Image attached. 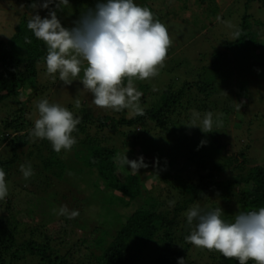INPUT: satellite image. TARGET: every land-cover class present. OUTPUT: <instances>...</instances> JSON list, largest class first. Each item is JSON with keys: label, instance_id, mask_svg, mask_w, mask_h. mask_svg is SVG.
Here are the masks:
<instances>
[{"label": "rangeland", "instance_id": "obj_1", "mask_svg": "<svg viewBox=\"0 0 264 264\" xmlns=\"http://www.w3.org/2000/svg\"><path fill=\"white\" fill-rule=\"evenodd\" d=\"M166 1L167 3L163 0L145 1L155 14V18L168 26L173 43L168 49L167 58L164 66L159 69V74L154 78L135 82L138 90L147 96V101L143 107L153 106L152 104L159 102L160 93L166 86L176 88L187 81L192 84L199 81H211L213 94L209 97L210 103L217 102L220 106L232 105V109L227 114L222 113L220 118L223 120V126L207 134L202 133L199 127L189 128L192 131L186 132L184 128L188 127L184 125L186 122H183V124L175 125L173 130H177L179 133L183 127L182 133L184 136L186 133V137L157 135V138L154 130L149 131L152 124L148 123L146 127L148 131L140 132L144 137L141 140L154 142L156 138L157 145L162 147L160 150H156L154 146L144 148L140 144L132 150L129 144L120 146L121 153L127 149L125 154L130 160L143 156L148 167L140 168L137 174L141 176L142 184L145 186V190L149 192L147 196L152 197L149 199L153 202L154 199L161 202L167 200V184L158 178L166 168L164 163L168 158L165 157L167 156L166 151L172 148V145L175 146L174 150H176V145L182 143L179 151L170 152L176 157V161L169 167L172 172L183 173L188 169L185 153L195 140L203 141L206 145L211 142H215L216 145L224 143V154L226 155L246 149V156L250 160L249 165L264 164V64H259L262 62L252 57V61H237L236 64L232 63L226 66L228 70L224 69L226 71L222 75H215L212 69H209L214 58H217V55L225 50V42L232 40L231 33L234 29L229 28L228 23L239 27L241 17L245 14H248L250 22L253 24H256L258 20L264 21V0ZM23 2L25 0H0V38L12 42L14 48H17L25 56L24 42L19 35L21 31L24 32L20 27L22 19L25 18L23 16L26 14V18L29 19L32 13L39 12L41 17H45L48 14V9L37 7L38 11H28ZM96 2L97 0H69L70 7L57 11V16L63 26L71 28L83 12L95 7ZM134 2L142 6L141 0H134ZM53 7L54 4L49 5V8ZM263 29L259 26L258 30ZM246 52L247 50L242 49V55ZM231 58L233 62L236 61L234 55ZM38 68V76L34 85L29 84V82L25 83L23 94L17 98H8L0 103V134L4 132L5 120L13 115L18 116V109L22 106L29 109L27 116L32 117L34 123V120L38 118L36 104L43 98H47L50 103H58L67 107L74 113H79L84 108L89 109L95 119L105 114L120 115V113L116 114L110 109L95 106L92 103L91 93L84 89L79 81H73L71 85L66 86L58 79L53 81L52 76L46 71L44 61L40 63ZM82 75L83 73H81V77ZM142 85L147 86L144 91L139 89V86ZM77 99L81 101L82 107L80 109L75 108ZM20 101L21 104H19ZM241 101H244L241 110L236 111L235 104ZM214 110L215 119L221 113L216 111L219 108ZM193 111L197 112L192 108H187V111L182 109V112L176 114L175 118L185 119L186 117L190 120ZM124 114L125 117H128L127 110ZM200 114L203 116V112ZM122 130L131 137L130 128L120 127V131ZM136 130L138 131V128ZM142 130L141 127L140 131ZM90 131L92 134L98 132L101 136L102 134L105 135L107 139L105 144L121 145V140L117 137L119 134H116L115 137L114 131L116 130L112 127H106L101 132L92 125ZM10 132L5 131L4 133L9 134L8 137L11 138L14 133ZM122 139H126L125 136ZM4 142H0V158L10 156V153L5 150ZM51 156L50 144L43 139H36L33 142V139L30 138L26 145L17 149V161L12 164L10 168L12 173L6 178L8 184V196L6 198H12L16 201L10 211L13 216L12 220L18 223L21 230L42 226L40 228L42 231L46 229L51 236L54 235L55 238H58L52 241V246L59 254L65 253L68 249L78 248L79 251L74 256L73 263L87 262L90 250L86 249L85 245L99 235L98 233H91L93 225L99 227L102 226L100 223L103 222L106 225L103 226L106 231L115 232L125 216L138 207L139 202L133 201L127 207L116 201V205L111 206L101 178L91 173L89 169L87 170L82 163L77 161L72 149L59 155L62 160L69 163L68 174L66 172L64 178L61 179L52 175L46 176L47 173L43 170V164ZM27 163H31L34 174L25 179L19 166ZM128 167L127 165L120 167L118 175L121 179L125 174L131 172ZM40 182L44 183L40 184ZM46 182L50 183L46 185L47 187L45 186ZM13 185L14 189L21 193L14 194V190L12 193ZM198 204L203 210L221 207L224 216L229 217V221L233 220L230 217H235L238 212L250 210L233 200L226 201L214 196L202 200ZM61 205H67L69 209L72 207L70 210L80 208L78 218L75 217L76 223L67 224L64 217L53 211V209L58 210ZM6 212L7 210L4 209L0 213V222H3V215ZM83 217L91 225L81 230L77 224H80ZM21 234L26 235L25 233ZM84 238H87L86 243H84ZM60 239L66 240L65 243L61 242ZM194 258V264H197V255H194Z\"/></svg>", "mask_w": 264, "mask_h": 264}, {"label": "trees", "instance_id": "obj_2", "mask_svg": "<svg viewBox=\"0 0 264 264\" xmlns=\"http://www.w3.org/2000/svg\"><path fill=\"white\" fill-rule=\"evenodd\" d=\"M141 1L142 6L149 7L146 0ZM163 2L167 3L166 0ZM31 3L32 0L23 2L26 10L34 12L37 9L31 8ZM23 17L26 18V14ZM25 18L20 25L24 32L21 31L19 34L24 42L25 56L14 48L12 42L0 38V103L23 94L25 83L35 84L38 67L46 55L44 43L35 38L27 28L28 19ZM249 18L248 14L241 17L238 27L242 33L240 39L226 41L225 50L219 53L211 63L209 69H212L215 75L224 74L228 70L226 66L236 64L237 61H252V57L262 62L259 64H264V29L258 30L259 26L264 28V21L258 20L256 24H253ZM26 37L31 40V43H26ZM242 49L247 50L246 54L242 55ZM232 55L236 58L234 62ZM140 88L144 91L147 86L142 85L139 86ZM212 90L211 81H199L194 84L187 81L176 88L166 86L160 93V101L149 107H143L147 96L142 92L141 105L145 114L131 119L125 117L126 110L123 113L115 112L120 113L119 116L105 114L96 119L86 108L79 113H74L81 117V123L77 126L78 131L73 133L77 143L72 150L77 161L101 178L111 206L116 205V201L127 207L133 201L139 202L138 207L125 216L115 232L106 231L103 227L106 225L103 222L99 227L93 225L91 233L99 235L85 245V248L90 250L87 262L77 264H178V258H183L184 264H194V255L198 257L197 264H239L238 260L226 259L217 251H208L186 242L184 237L189 234V226L185 212L194 204L212 196L226 201L233 200L249 209L264 206V164L249 165L250 160L246 156V149L226 155L224 143L216 145L215 142H211L206 145L202 144V141L195 140L185 153L188 169L183 173H177L169 169L176 161L175 155L170 152L179 151L182 143L176 145V150L172 145V148L166 151L165 157H168L164 162L166 168L158 178L167 184L168 195L164 202L158 199H154L153 202L149 199L152 197L147 196L149 192L145 190L139 174L134 175L129 172L123 176V179L118 175L121 166L116 156L121 154L120 146L129 144L132 150L140 144L144 148L154 146L156 150L162 149L160 145H157L156 138L154 142L141 140L144 137L140 132L148 131L146 128L148 123L152 124L149 131L154 130L156 136L181 137L184 136L183 127L179 133L173 128L189 120L186 117L185 119L175 118L182 109L187 111V108H192L203 114L208 111L213 113L215 108H219L216 111L223 114L230 112L232 105L220 106L217 102L210 103L209 97L213 94ZM21 103L20 101L19 104ZM18 110V116L13 115L4 122V132L11 131L10 133H14L13 137H8L9 134L6 135L4 132L0 134V142L5 141V150L10 153L9 157L0 158V168L6 172V178L12 173L10 170L12 164L17 161V149L30 141L29 130L34 126L33 118L27 116L29 109L22 106ZM92 125L101 132L106 127H112L116 130L115 137L119 134L117 137L121 140V145L105 144L104 142H107L105 135L101 136L98 132L91 133ZM120 127L130 128L131 137L125 131H120ZM141 127L142 131H140ZM184 129L186 132L192 131L189 128ZM122 135L126 139H122ZM43 140L50 144L48 140ZM50 149L52 156L44 162L43 170L47 173L46 176L64 178L69 166L68 162L59 157L64 150L57 153L51 144ZM42 183L44 182H40ZM48 184L50 183L46 182L45 186ZM12 188V193L14 191V194L21 193L14 189V185ZM15 202L12 198L0 201V213L4 209L7 210L3 215V222H0V264H75L73 259L79 251L78 248L73 247V250L67 248L65 253L59 254L52 246V241L58 238L51 236L46 229L42 231L40 229L42 226L23 230L19 228L10 214ZM74 210L79 211L80 208L77 207ZM61 217H64L67 224L77 222L75 218L68 219L62 215ZM223 218L228 220L229 217ZM230 218L234 219L233 216ZM80 221L77 225L81 230L91 225L85 217ZM60 241L65 243L66 240L60 239ZM86 242L87 238H84V243ZM248 264H254V261H249Z\"/></svg>", "mask_w": 264, "mask_h": 264}, {"label": "clouds", "instance_id": "obj_3", "mask_svg": "<svg viewBox=\"0 0 264 264\" xmlns=\"http://www.w3.org/2000/svg\"><path fill=\"white\" fill-rule=\"evenodd\" d=\"M50 4L54 7L49 8ZM30 7L48 9L45 17L39 12L32 13L27 28L46 46L43 59L54 82L58 79L67 86L79 81L91 93L95 106L115 112L127 110L130 119L145 114L141 106L143 93L135 82L159 74L173 43L168 26L155 18L149 7L134 0H97L95 7L83 12L71 28L63 26L57 16V11L70 7L69 0H32ZM227 26L234 29L232 40L240 39L241 30L230 22ZM243 103L235 104L236 111L241 110ZM81 107L77 99L75 108ZM36 108L38 118L29 130L33 142L46 139L55 152L70 151L77 143L73 133L78 131L81 117L67 107L50 103L47 98L39 100ZM222 115L214 119L211 111L203 116L193 111L184 125L211 133L223 126ZM126 151L116 156L121 167L129 166L134 175L140 168L148 167L143 156L130 160ZM19 167L25 179L34 174L31 163ZM7 196L6 172L0 168V201ZM53 211L68 219L79 215L78 210H70L67 205ZM185 216L189 226V234L184 237L186 242L217 251L226 259L238 260L239 264L249 261L264 264V206L240 211L229 221L223 218L221 207L203 210L194 204ZM178 264H184V259L178 258Z\"/></svg>", "mask_w": 264, "mask_h": 264}]
</instances>
